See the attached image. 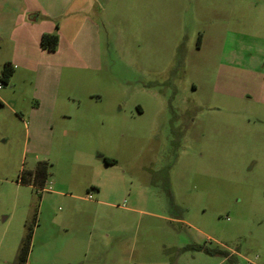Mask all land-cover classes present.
I'll list each match as a JSON object with an SVG mask.
<instances>
[{
  "label": "rangeland",
  "instance_id": "obj_1",
  "mask_svg": "<svg viewBox=\"0 0 264 264\" xmlns=\"http://www.w3.org/2000/svg\"><path fill=\"white\" fill-rule=\"evenodd\" d=\"M259 1L119 0L100 58L37 54L0 79V264L29 225L25 264H264ZM56 86L48 116L36 93ZM42 160L47 190L21 183Z\"/></svg>",
  "mask_w": 264,
  "mask_h": 264
},
{
  "label": "crops",
  "instance_id": "obj_2",
  "mask_svg": "<svg viewBox=\"0 0 264 264\" xmlns=\"http://www.w3.org/2000/svg\"><path fill=\"white\" fill-rule=\"evenodd\" d=\"M256 5L264 10V0ZM118 25L119 0H0V40L6 39L12 43L9 60H14L17 69L24 59L37 54L50 57L66 55L80 59L100 58L102 43L108 38L104 36L110 34L108 27L114 30ZM55 31L60 35L58 49H43L42 35ZM27 42L32 45V50L27 48ZM48 64L52 62L48 61ZM36 94L39 96L40 108L48 107L45 112L48 116L54 113L61 99L58 87H41ZM0 100L2 103L5 100L2 93ZM107 158L113 159L100 155L98 161L108 163Z\"/></svg>",
  "mask_w": 264,
  "mask_h": 264
},
{
  "label": "trees",
  "instance_id": "obj_3",
  "mask_svg": "<svg viewBox=\"0 0 264 264\" xmlns=\"http://www.w3.org/2000/svg\"><path fill=\"white\" fill-rule=\"evenodd\" d=\"M59 41L60 35L57 31L45 32L41 37V46L43 49L55 51L59 47ZM15 69L16 67L12 61L5 62L0 79L5 83H9L15 72ZM0 103H2L1 100ZM114 161V159L107 158L108 163H113ZM50 168V162H48L47 160H42L37 164L36 168L34 169H23L18 179L21 183L31 185L35 188H46L47 181L51 174ZM33 232L34 230L32 225H29L27 235L23 239L20 253L18 256V264H25L28 260L33 238ZM194 249L207 253L213 252L210 248L203 245H197ZM220 252L223 253V251Z\"/></svg>",
  "mask_w": 264,
  "mask_h": 264
},
{
  "label": "built area",
  "instance_id": "obj_4",
  "mask_svg": "<svg viewBox=\"0 0 264 264\" xmlns=\"http://www.w3.org/2000/svg\"><path fill=\"white\" fill-rule=\"evenodd\" d=\"M2 85V83L0 82V86ZM45 190V189H44Z\"/></svg>",
  "mask_w": 264,
  "mask_h": 264
}]
</instances>
